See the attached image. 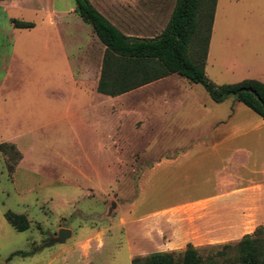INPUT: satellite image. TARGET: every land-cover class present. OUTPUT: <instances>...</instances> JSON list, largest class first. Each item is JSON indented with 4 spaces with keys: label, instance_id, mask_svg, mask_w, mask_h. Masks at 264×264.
I'll return each instance as SVG.
<instances>
[{
    "label": "rangeland",
    "instance_id": "rangeland-1",
    "mask_svg": "<svg viewBox=\"0 0 264 264\" xmlns=\"http://www.w3.org/2000/svg\"><path fill=\"white\" fill-rule=\"evenodd\" d=\"M89 1L123 34L140 38L159 35L176 2ZM74 8V0H0V264H130L157 247L147 215L178 203L164 193L178 181L165 184L161 168H146L176 138L126 127L109 138L122 142L115 147L89 121L97 115L80 109L85 91L73 87L67 60L74 36L84 40L90 27L70 13ZM13 19L34 27L15 28ZM211 41L210 81L264 83V0H217ZM93 42L99 67L103 46ZM177 81L184 91L188 82L173 75L136 96L175 95ZM192 91L209 100L200 84ZM8 211L23 215L28 229L10 226ZM61 231L68 232L64 239ZM218 246L196 249L204 257Z\"/></svg>",
    "mask_w": 264,
    "mask_h": 264
},
{
    "label": "crops",
    "instance_id": "crops-1",
    "mask_svg": "<svg viewBox=\"0 0 264 264\" xmlns=\"http://www.w3.org/2000/svg\"><path fill=\"white\" fill-rule=\"evenodd\" d=\"M216 4L217 0L205 66ZM94 37L91 28L82 41L74 36L67 63L74 67L70 71L73 87L85 91V98L77 99L80 109L97 115V120L89 121L106 138V144L120 147L122 142L113 139L122 136L126 127H147L156 136L177 139L163 157L146 165L150 171L161 168L165 184L178 181V187L164 189L178 203L147 215L154 219V227L147 232L152 235L151 242L157 244L152 251L169 253L185 249L188 244L202 248L232 243L264 226V121L247 107L258 118L242 110V104L234 98L215 103L210 98L192 96L193 84L187 80L184 91V82L168 84L180 87L175 95L146 99L136 96L176 74L121 95L100 94L96 88L104 46L101 44L103 53L97 67L94 64L98 58L91 49ZM143 104L150 107L144 109Z\"/></svg>",
    "mask_w": 264,
    "mask_h": 264
},
{
    "label": "trees",
    "instance_id": "trees-1",
    "mask_svg": "<svg viewBox=\"0 0 264 264\" xmlns=\"http://www.w3.org/2000/svg\"><path fill=\"white\" fill-rule=\"evenodd\" d=\"M216 0H176L162 32L152 38L123 34L89 0H74V12L90 26L104 46L97 92L117 96L168 75L176 74L189 83L200 84L209 98L221 103L234 98L264 121V83L243 80L217 85L205 74V60ZM15 28L34 24L13 19ZM6 221L17 232L28 229L23 215L6 212ZM20 253H13L16 255ZM130 264H264V228L258 226L234 245L222 244L206 256L187 245L181 255L151 253L133 257Z\"/></svg>",
    "mask_w": 264,
    "mask_h": 264
},
{
    "label": "water",
    "instance_id": "water-1",
    "mask_svg": "<svg viewBox=\"0 0 264 264\" xmlns=\"http://www.w3.org/2000/svg\"><path fill=\"white\" fill-rule=\"evenodd\" d=\"M262 106L264 107V103H262ZM66 235H68V232H66V231H61V232H60V237H61V238L64 239Z\"/></svg>",
    "mask_w": 264,
    "mask_h": 264
}]
</instances>
